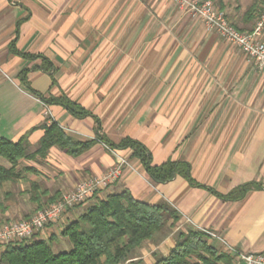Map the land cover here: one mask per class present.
<instances>
[{
    "label": "crops",
    "instance_id": "0c3cea01",
    "mask_svg": "<svg viewBox=\"0 0 264 264\" xmlns=\"http://www.w3.org/2000/svg\"><path fill=\"white\" fill-rule=\"evenodd\" d=\"M222 2L239 31L255 27L259 9L248 16L250 4ZM21 54L52 68L44 72L42 58ZM30 89L45 99L65 96L91 116L76 119L58 105H46L45 115ZM51 121L76 141H137L152 165L186 163L198 186L182 175L157 183L131 150L99 141L77 157L52 147L45 158L21 160L18 179L0 186V224L29 218L122 158L129 166L116 182L35 239L59 240L94 201L127 191L149 205L168 203L180 216L177 230L203 231L219 251L264 253V68L187 11L169 0H0V138L22 140L33 154ZM246 184L240 200L209 190L227 195ZM174 246L163 239L148 264Z\"/></svg>",
    "mask_w": 264,
    "mask_h": 264
},
{
    "label": "trees",
    "instance_id": "16d2710c",
    "mask_svg": "<svg viewBox=\"0 0 264 264\" xmlns=\"http://www.w3.org/2000/svg\"><path fill=\"white\" fill-rule=\"evenodd\" d=\"M209 1L215 8L224 10L222 0ZM257 6L254 2L246 14L251 16L256 13ZM21 56L26 59L42 58L44 72L52 68L51 63L44 57L28 54ZM26 73L27 70H22L18 77L27 88ZM30 92L45 105L61 106L76 119L91 116L65 96L45 99L31 89ZM97 141L104 143L111 150H131L132 157L157 183L168 182L176 175H182L190 184L197 185L192 181L186 163L167 161L159 166L152 165L151 154L137 141L125 138L118 144H112L101 135L94 140L76 141L56 122L51 121L49 125L44 126V134L33 154L26 152L22 140L11 142L0 138V159L10 164L9 168L0 164V186L7 181L18 179L16 166L23 159L45 158L52 147L71 157H77L88 151ZM250 187L251 184L242 185L227 195L209 190L223 200H240ZM53 201L55 199L51 200ZM179 220V214L166 202L153 206L135 200L127 191L110 194L105 199L94 201L83 214L61 231L60 237L67 239L70 244L68 250L54 253L52 241L36 239L11 243L0 253V264H143L141 260L136 259V250L154 235L176 226ZM174 240L175 246L168 255L157 258L154 264H233V258L216 249L210 243V236L203 231L186 228L178 231Z\"/></svg>",
    "mask_w": 264,
    "mask_h": 264
},
{
    "label": "built area",
    "instance_id": "2783aa9c",
    "mask_svg": "<svg viewBox=\"0 0 264 264\" xmlns=\"http://www.w3.org/2000/svg\"><path fill=\"white\" fill-rule=\"evenodd\" d=\"M180 10H185L192 17L200 20L205 28L214 32L226 42L234 45L250 60L264 68V0L255 27L249 32L234 28L226 14L215 8L209 0H169ZM44 104V103H43ZM44 114L49 115L44 104ZM126 160L119 158L116 165L102 176H92L78 183L74 190L64 193L55 203L36 212L28 219L0 225V253L11 243L31 241L47 226L56 223L70 208L88 202L99 192L107 189L122 175L128 167ZM225 253L233 258V264H264V253H243L225 247Z\"/></svg>",
    "mask_w": 264,
    "mask_h": 264
},
{
    "label": "rangeland",
    "instance_id": "374dc122",
    "mask_svg": "<svg viewBox=\"0 0 264 264\" xmlns=\"http://www.w3.org/2000/svg\"><path fill=\"white\" fill-rule=\"evenodd\" d=\"M233 4V6H235L236 4L238 5V3H239V5H241V9H245L249 4H250V6L255 2V3H257V9H259V11H261V6H262V4H263V0H230ZM234 1H235V3H234ZM245 4H247V6L245 5ZM232 6V7H233ZM259 11H258V13H259ZM190 14V13H189ZM260 14V13H259ZM259 14H258V16H259ZM191 15V14H190ZM258 18V17H257ZM233 25V24H232ZM5 162H7V161H5V160H3V159H0V163H4L5 164ZM8 163V162H7ZM110 170V169H109ZM108 170V171H109ZM107 171V172H108ZM106 173V172H105ZM105 173H103L102 175H104ZM102 175H100V176H102ZM86 180V179H85ZM85 180H83V181H85ZM83 181H81V182H83ZM81 182H79V183H81ZM76 187V186H75ZM74 187V188H75ZM74 190V189H73ZM72 191V190H71ZM70 192V191H69ZM67 193V192H66ZM64 194V193H63ZM63 194H61L58 198H56L55 199V201H53V202H51V203H49L48 205H46V206H44V208L45 207H47V206H49V205H51V204H53V203H55L57 200H59L61 197H62V195ZM96 196V195H95ZM94 196V197H95ZM93 197V198H94ZM93 198H91L89 201H91ZM79 206V205H78ZM44 208H41V209H39V210H37V211H35L33 214H35L36 212H38V211H41V210H43ZM32 214V215H33ZM31 215V216H32ZM28 219V218H27ZM22 220H25V219H22ZM19 221H21V220H19ZM16 222H18V221H16ZM9 222H3V223H1L0 225H3V224H8ZM11 223H15V222H11ZM182 230V229H181ZM181 230H177V227L176 226H174V227H172V228H166L165 230H164V232H162V233H158V234H156V235H154V237L151 239V240H147V241H145L143 244H142V246H141V248L140 249H138V250H136V252H135V257H141V258H143V256L146 258V259H148L146 262L144 261V260H141L142 261V263L143 264H148V261H149V259H151L150 257H151V255H152V258H154L155 256L154 255H156L157 254V252H153L154 254H150V252L153 250V249H155V248H157L158 246H160V244H161V242H162V240L163 239H165V238H167L168 236H169V238H172V239H175V236H176V234L178 233V231H181ZM184 230V229H183ZM49 241H52V247H53V252L54 253H59V252H64V251H66V250H68L69 248H70V244H69V242L67 241V239H65V238H60L59 240H57V239H52V240H49Z\"/></svg>",
    "mask_w": 264,
    "mask_h": 264
}]
</instances>
